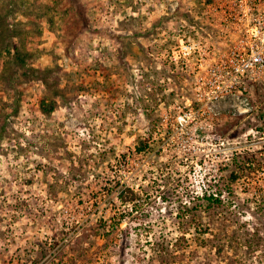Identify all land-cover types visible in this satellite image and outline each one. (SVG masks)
I'll return each mask as SVG.
<instances>
[{"label":"rangeland","instance_id":"374dc122","mask_svg":"<svg viewBox=\"0 0 264 264\" xmlns=\"http://www.w3.org/2000/svg\"><path fill=\"white\" fill-rule=\"evenodd\" d=\"M239 2L0 0V264H264V86L212 140L170 124Z\"/></svg>","mask_w":264,"mask_h":264},{"label":"built area","instance_id":"2783aa9c","mask_svg":"<svg viewBox=\"0 0 264 264\" xmlns=\"http://www.w3.org/2000/svg\"><path fill=\"white\" fill-rule=\"evenodd\" d=\"M239 16L241 37L222 58L208 64L200 61L192 98L170 121L173 132L185 144L212 140L215 121L225 109L233 115L255 110L249 95L256 85L264 86V6L256 10L240 0ZM197 51L195 43L182 42L173 50L171 61L176 66L187 65Z\"/></svg>","mask_w":264,"mask_h":264},{"label":"trees","instance_id":"16d2710c","mask_svg":"<svg viewBox=\"0 0 264 264\" xmlns=\"http://www.w3.org/2000/svg\"><path fill=\"white\" fill-rule=\"evenodd\" d=\"M54 111V106L53 105H51L47 110H46V112H48V113H51V112H53ZM232 178H233V180L235 181L236 179H237V175L236 174H233V176H232ZM230 197H234L231 193H230ZM131 199L132 198H130V201H131ZM209 202L211 201V202H216L217 204H219L221 201L219 200V199H214L213 197H210L209 198V200H208ZM221 251V250H220ZM218 257H221V253H217L216 254ZM208 264H214V261H212L211 263H208Z\"/></svg>","mask_w":264,"mask_h":264}]
</instances>
